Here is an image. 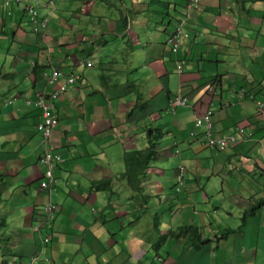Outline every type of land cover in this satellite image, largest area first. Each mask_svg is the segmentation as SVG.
I'll return each mask as SVG.
<instances>
[{
    "label": "crops",
    "instance_id": "crops-1",
    "mask_svg": "<svg viewBox=\"0 0 264 264\" xmlns=\"http://www.w3.org/2000/svg\"><path fill=\"white\" fill-rule=\"evenodd\" d=\"M38 1L44 35L31 31L22 3L8 13L0 2V264L33 254L36 264H264V0H203L188 17V0ZM182 19L175 54L166 40ZM56 67L80 81L54 100L49 146L64 161L50 188L40 184V110L26 99L51 91L42 72ZM179 92L187 105L171 113ZM206 109L213 135L242 127L247 139L218 151L193 138ZM148 128L166 139L139 193L118 176L123 151L144 148ZM179 163L185 184L175 193ZM49 200L59 210L38 230ZM189 224L199 249L186 236L160 240Z\"/></svg>",
    "mask_w": 264,
    "mask_h": 264
},
{
    "label": "built area",
    "instance_id": "built-area-1",
    "mask_svg": "<svg viewBox=\"0 0 264 264\" xmlns=\"http://www.w3.org/2000/svg\"><path fill=\"white\" fill-rule=\"evenodd\" d=\"M4 4H7L9 1H20L24 4V10L27 14V18L31 29L33 32H43L46 24H47V16L41 15L38 12L39 2L37 0H0ZM182 35V22L180 21L177 26L170 32L168 41L171 44L173 50H175L179 43V38ZM183 62V61H182ZM87 65H90L89 62H86ZM180 65H178V71H180ZM63 76L60 68H54L50 73L42 72V78L46 81V84L54 85L52 91L47 96L43 94L38 95L33 101L27 100V103L31 101L34 103L36 107L39 108L41 112V121L38 124V129L42 135V142L44 143V151L41 156V161L45 167V175L47 181H43L41 185H45L48 181L51 180V170L53 164L61 161V158L58 155L52 154L47 148V138L51 132V129L56 125L58 115L55 112L54 100L61 94L66 85L77 82L76 75H69L65 77L64 81H59V78ZM185 103V99L180 95L175 96L171 100V108L178 105H183ZM262 105V103H261ZM195 126H203V131L200 134V139L204 142V144L210 148H214L216 150H225L233 144H235L241 135L236 132H232L229 134L221 135V136H212V120H211V111L209 109L204 110L201 115L195 118ZM242 134V128H239L238 131ZM176 186L175 191L178 192L182 188L184 184V167L182 165L177 166L176 172ZM58 210L57 206L53 204L51 201H48L40 214V220L35 226L36 229H43L47 226L50 218L53 217L54 213ZM47 236H44L43 242H47ZM37 261V256H31L29 264H35Z\"/></svg>",
    "mask_w": 264,
    "mask_h": 264
},
{
    "label": "trees",
    "instance_id": "trees-1",
    "mask_svg": "<svg viewBox=\"0 0 264 264\" xmlns=\"http://www.w3.org/2000/svg\"><path fill=\"white\" fill-rule=\"evenodd\" d=\"M163 137V132L158 128H148L147 129V144L144 148L141 149H129L125 150L122 153L121 161L123 164V171L119 174V179H125L129 185L133 187L135 191L140 193L141 187L139 186L140 182L144 179V171L149 166L152 160L155 159L157 155V150L159 147L160 139ZM58 163H54L52 167V172L54 167ZM1 177V174H0ZM111 183L110 179L99 180L93 182V188L96 190L105 189ZM174 188V187H173ZM139 198L142 200L150 199L149 195L139 194ZM3 201L1 198L0 192V203ZM57 212V211H56ZM53 217L49 219L47 226L45 228H49L51 222L53 221L55 214ZM158 216V213L155 214V217ZM1 225V224H0ZM159 225V220L156 219L154 226L157 227ZM186 227V228H185ZM185 230V231H184ZM166 234L160 237V240L169 237H179V236H187L192 242V245L199 249L201 244L204 242L200 239V232L198 231L196 226L188 225V226H180L177 229H169ZM49 242V235L46 234Z\"/></svg>",
    "mask_w": 264,
    "mask_h": 264
},
{
    "label": "clouds",
    "instance_id": "clouds-1",
    "mask_svg": "<svg viewBox=\"0 0 264 264\" xmlns=\"http://www.w3.org/2000/svg\"><path fill=\"white\" fill-rule=\"evenodd\" d=\"M38 1V0H37ZM1 2V1H0ZM22 3V2H20V1H9L7 4H4L3 2H1L2 4H4V6H7L6 7V9H7V11L9 12L10 11V9H9V3ZM39 2V1H38ZM203 2V0H188V3H187V8H186V12H185V14H184V17H188V16H190V11L189 10H191V9H193V8H199L200 7V5H201V3ZM49 4H52V2H48ZM23 4V3H22ZM23 7H24V4H23ZM39 10H40V3H39V6H38V12H39ZM24 13H25V16L27 17V14H26V12H25V10H24ZM39 14H41L40 12H39ZM41 15H44V16H46V14H41ZM47 20H48V18H47ZM27 22L29 23V21H28V18H27ZM179 22H180V20L177 22V24H175V26H177L178 24H179ZM181 22H182V26H183V19L181 20ZM29 26H30V24H29ZM46 27H47V24H46ZM46 27H45V29H44V31L43 32H39V33H37V32H34V33H37V34H40V35H44V33H45V30H46ZM175 28V27H174ZM173 28V29H174ZM30 29H31V26H30ZM172 29V30H173ZM171 30V31H172ZM31 31H32V29H31ZM171 31H169V33H168V37H167V40H166V42H167V45L169 46V48H170V50L173 52V53H177V50H178V48H179V44H180V39H181V37L179 38V43H178V46H177V48L175 49V50H173L172 49V47H171V44L169 43V41H168V38H169V34H170V32ZM33 32V31H32ZM182 35H183V32H182ZM181 35V36H182ZM186 35V34H185ZM183 61V62H182ZM86 62H89L90 63V65H91V61H89V60H82V61H80L79 62V65L80 66H83V67H87V66H90V65H87V63ZM184 63H185V58H179L178 59V61L176 62V70H177V72L178 73H181L182 72V67H183V65H184ZM32 65H34V62L32 63ZM178 65H180V71H178L179 69H178ZM57 68H59V67H57ZM54 69V68H53ZM61 70V69H60ZM43 72H45V71H43ZM62 72V71H61ZM63 73V72H62ZM69 75H76L77 76V82H79L80 81V75L79 74H75V73H70V74H66V76H69ZM63 76H64V74H63ZM43 79V78H42ZM64 80H65V77H64ZM63 80V81H64ZM45 81V80H44ZM59 81H61L60 80V78H59ZM77 82H75V83H71V84H68V85H66V87H65V90L67 89V87L68 86H71V85H75ZM45 83H46V81H45ZM46 85H50V84H46ZM50 86H52V89H53V87H54V85H50ZM52 89H51V91H52ZM64 90V91H65ZM63 91V92H64ZM50 93V92H49ZM48 93V94H49ZM41 94H43L44 96H47L48 94L47 93H45V92H39L38 94H36L37 96L38 95H41ZM60 95V94H59ZM177 95H180L182 98H184L185 99V103L183 104V105H178V106H176V107H174V109H172L171 108V100L175 97V96H177ZM36 96V97H37ZM35 97V98H36ZM34 98V99H35ZM34 99H31V98H28V99H26V103H27V100H34ZM57 99V98H56ZM30 102V103H27V104H33L34 105V103L33 102ZM261 101H257V105H261ZM185 105H187V97L186 96H184V95H182L181 94V92H179V94H176V95H174L173 97H171V99L169 100V103H168V111L169 112H171V113H175V111L177 110V108L178 107H180V106H185ZM262 105H263V103H262ZM54 106H55V103H54ZM36 108H38V107H36ZM39 109V108H38ZM207 110V109H206ZM210 110V109H209ZM211 111V110H210ZM55 112L57 113V115H58V112H57V110H56V108H55ZM199 115H201V113L200 114H197V115H195V117H194V127L195 128H202L199 132H194V131H192L190 134H191V136L193 137V138H199L200 139V134L202 133V131H203V126H199V127H197V126H195V118L197 117V116H199ZM58 119H59V116H58V118H57V123H56V125L58 124ZM211 120H212V112H211ZM40 121H41V112H40V119H39V122L36 124V130H38L39 131V133H40V137H41V144H42V153H43V151H44V143L42 142V135H41V132H40V130L38 129V124L40 123ZM55 125V126H56ZM54 126V127H55ZM53 127V128H54ZM53 128L51 129V132H50V134H49V136H48V138H47V148H48V150L52 153V154H55V155H58L60 158H61V161H59V162H57V163H61V162H63L64 161V158L60 155V154H58V153H56V152H53V150H52V147H50L49 146V139H50V135H51V133H52V130H53ZM239 128H242V127H239ZM212 130H213V122H212ZM211 130V131H212ZM230 133H232V132H230ZM227 134H229V133H227ZM211 135L212 136H216V135H213L212 134V132H211ZM222 135H225V134H222ZM218 136H221V135H218ZM162 139V138H161ZM201 140V139H200ZM201 142H202V144H204V142L201 140ZM146 144H147V142H146ZM160 144V143H159ZM205 145V144H204ZM206 146V145H205ZM208 147V146H207ZM210 148V147H209ZM230 148V147H229ZM214 149V148H213ZM228 149V148H227ZM216 150V149H215ZM226 150V149H225ZM218 151H220V150H218ZM41 156H42V154H41ZM40 160H41V158H40ZM153 161V160H152ZM151 161V162H152ZM42 162V161H41ZM180 165H182L183 166V164L182 163H179ZM178 164V165H179ZM177 165V166H178ZM177 166H176V172H177ZM43 167H44V165H43ZM148 167V166H147ZM184 167V166H183ZM45 168V167H44ZM184 174H185V167H184ZM51 180L50 181H48L47 183H45V185H50V188L51 187H53V186H56V181H55V177H54V175H53V172H52V170H51ZM43 181H47V178H46V175L43 177V179H41L40 180V184L43 182ZM175 182H176V174H175ZM184 184H185V178H184ZM184 184H183V186H184ZM45 185H43V186H45ZM42 186V185H41ZM175 186H176V183L174 184V188H173V191L175 192V193H178V192H180L181 190H182V188H183V186H182V188L180 189V191H178V192H176L175 191ZM50 201V200H49ZM52 202V201H51ZM53 204H55L56 206H57V208H58V210H59V206L56 204V203H54V202H52ZM44 205H45V203L38 209V214H39V216H40V214H41V212H42V210H43V207H44ZM57 210V211H58ZM46 236V235H45ZM43 238L44 237H42V242H43ZM44 243V242H43ZM44 244H46V242L44 243ZM37 256L36 254H33L32 256ZM37 259H38V256H37ZM36 264V263H35Z\"/></svg>",
    "mask_w": 264,
    "mask_h": 264
},
{
    "label": "rangeland",
    "instance_id": "rangeland-1",
    "mask_svg": "<svg viewBox=\"0 0 264 264\" xmlns=\"http://www.w3.org/2000/svg\"><path fill=\"white\" fill-rule=\"evenodd\" d=\"M10 10H11V12L13 13L14 12V8H10ZM9 13V12H8ZM258 107H262V105H258ZM239 128H237L236 130H234L233 132H236V133H238L239 135H241V138H239V140L237 141V142H241V141H244L245 139H247V135H246V132H245V130L242 128V134H240L239 132ZM163 139H166V134H164V136H163ZM170 211L169 210H164V214H167V213H169ZM142 213H145V211H143ZM195 218H198L197 216H195ZM156 219H160V214H158V216H156L155 217V220ZM208 220V219H207ZM207 222V221H206ZM189 225H193L194 226V224H189ZM184 226H188V225H184ZM180 227V226H179ZM178 228V227H177ZM176 228V229H177ZM175 229V228H174ZM2 230V228H1V226H0V231ZM200 231V230H199ZM180 237H182V236H180ZM187 237V236H186ZM30 260V257H29V259H28V261Z\"/></svg>",
    "mask_w": 264,
    "mask_h": 264
},
{
    "label": "bare ground",
    "instance_id": "bare-ground-1",
    "mask_svg": "<svg viewBox=\"0 0 264 264\" xmlns=\"http://www.w3.org/2000/svg\"><path fill=\"white\" fill-rule=\"evenodd\" d=\"M185 54V53H184ZM182 56V55H181ZM181 56H179V57H181ZM246 140V139H245ZM186 228V227H185ZM185 231V230H184Z\"/></svg>",
    "mask_w": 264,
    "mask_h": 264
}]
</instances>
